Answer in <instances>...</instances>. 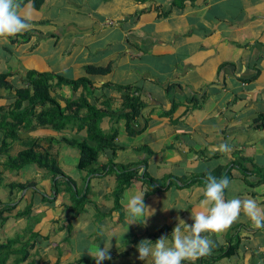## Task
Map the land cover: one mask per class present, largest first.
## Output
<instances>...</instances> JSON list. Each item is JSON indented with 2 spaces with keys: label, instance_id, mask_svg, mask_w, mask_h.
<instances>
[{
  "label": "crops",
  "instance_id": "obj_1",
  "mask_svg": "<svg viewBox=\"0 0 264 264\" xmlns=\"http://www.w3.org/2000/svg\"><path fill=\"white\" fill-rule=\"evenodd\" d=\"M16 3L29 27L0 37V74H6L14 88L24 86L28 71L74 80L90 77L95 89L89 101H109L110 113L102 121L106 127L101 123L104 131L124 112L122 96L129 89L145 105L135 121L141 132L130 136L126 129L118 130L126 150L118 151L116 161L134 163L128 160L140 158L134 165L139 174L143 167L147 173L149 169L163 184L135 181L116 210L115 175L88 177L79 171L72 177L79 151L62 144L60 132L50 127L22 130L10 155L16 156L33 139L56 138L50 152L76 188L63 183L56 196L45 170L28 165L13 172L6 155L0 154L3 169L20 178L4 185L0 174V211L18 205L0 219V245L9 246L0 249V264H95L87 248L94 249L100 241L101 247L103 241L107 246L109 235L111 259L101 264H150V259L139 258L136 245L143 238L170 234L178 216L191 224L192 211L202 210L209 172L218 178L230 175L226 199L254 198L264 208V0H44L38 9L33 0ZM90 65L109 66L110 71L91 76L86 70ZM83 93L82 88L56 89L62 105ZM14 94L0 89V106L12 104ZM68 129L76 130L73 136L67 133L71 137L86 136L75 127ZM1 141L2 133L0 148ZM221 143L229 145L227 151L217 150ZM44 144L41 150L49 147ZM109 154H100L95 169L109 161ZM29 166L35 174L25 177L21 171ZM169 176L175 178L166 179ZM32 180L48 199L41 194L36 200L34 195L31 214L15 218L31 203L32 192L11 195L9 186ZM64 180L61 176L60 182ZM130 188L147 191L144 200L152 214L146 224L130 223L124 233L125 193ZM86 190L88 202L76 214L74 195ZM237 237V252L213 258ZM209 238L211 252L186 264H264V227L256 226L243 210L227 229Z\"/></svg>",
  "mask_w": 264,
  "mask_h": 264
},
{
  "label": "trees",
  "instance_id": "obj_2",
  "mask_svg": "<svg viewBox=\"0 0 264 264\" xmlns=\"http://www.w3.org/2000/svg\"><path fill=\"white\" fill-rule=\"evenodd\" d=\"M28 1V0H26ZM44 0H33L34 8H40ZM88 75H106L110 71V67H101L90 65L86 68ZM6 74H0V89L11 92L15 91L13 96L14 102L7 107L0 106V133H2V145L0 154L6 155V166L13 172H18L28 165H35L43 169L47 174L52 176V192L54 195L60 193V187L64 183L71 190L76 188L75 181L68 177L59 167L55 156L50 152L51 145L54 141H59L56 138L45 140L33 139L25 144V149L20 151L16 156H11L15 141L19 140L22 130H29L35 127H50L56 132H64L68 128L76 127L78 133L85 131V137H61L60 142L68 147L75 148L79 151V160L77 169L86 171L89 176L98 174L115 175L116 185L114 189V208L121 209L120 198L124 191L137 180H144L150 184H156L161 187L162 184L152 178L147 171L139 174V169H128L123 167L118 168L116 163L117 152L124 150L125 146L118 141L119 131L112 130L109 135L102 129V120L110 113L109 101L98 103L90 102L89 97L94 93V82L90 77H82L80 79H67L53 73H39L36 71H28L26 74V83L22 87L14 88L11 82L6 80ZM56 81V82H55ZM69 87L75 91L82 88L84 93L79 98H68L65 105H62L61 100L56 95V89ZM124 86L118 89L122 90ZM127 89V88H126ZM123 113L118 118H125L126 131L130 136H135L141 131L136 129L135 121L141 115L142 109L145 107L140 98L131 91L123 92ZM193 101H197L195 98ZM49 144V147L41 150L42 143ZM106 151L110 152L109 161L100 169H95L98 164L99 156ZM237 163V162H236ZM240 164V163H239ZM241 165V164H240ZM64 177L66 181L60 182V177ZM230 177L229 174L225 175ZM224 177V175L222 176ZM2 180V179H1ZM0 180V181H1ZM261 182L264 183V174ZM38 183L36 181H28L27 183L10 184L11 195L18 190L31 191V203L24 211H19L16 217L29 216L33 211L34 195L38 191ZM89 187V186H88ZM157 189V187L155 186ZM87 190L85 194H75V201L72 207L74 213H79L84 209V205L88 202ZM43 200L48 199L46 192L42 193ZM47 198V199H46ZM55 200V199H54ZM18 205L14 207L7 206L0 211V219L4 221L3 214L8 211L16 210ZM101 216V215H100ZM7 245H12L10 242ZM240 245V240L237 237L236 241L224 250L218 253L215 260L230 257L237 252ZM9 246L0 245V249H5Z\"/></svg>",
  "mask_w": 264,
  "mask_h": 264
},
{
  "label": "clouds",
  "instance_id": "obj_3",
  "mask_svg": "<svg viewBox=\"0 0 264 264\" xmlns=\"http://www.w3.org/2000/svg\"><path fill=\"white\" fill-rule=\"evenodd\" d=\"M18 8L16 0H0V37L14 35L29 27L28 19L20 15ZM228 148L227 143L217 145V150L220 151H227ZM229 183L227 176L218 178L209 172L203 199L200 201L202 210L192 211L193 222L189 224L178 216L177 224L170 234L161 235L156 240L141 239L136 245L139 258L150 259V264H186L195 261L211 252L213 241L209 237L227 229L237 220L242 210L256 226L264 227V208L256 199L225 198V189ZM146 192L130 188L125 193L128 220L124 233L127 232L130 223L146 224L147 218L152 214L144 200ZM141 217L143 222H138V218ZM112 237V235L106 237L107 246L103 241L104 246L101 247L100 241L94 249L87 248L95 264L111 259L109 248Z\"/></svg>",
  "mask_w": 264,
  "mask_h": 264
},
{
  "label": "rangeland",
  "instance_id": "obj_4",
  "mask_svg": "<svg viewBox=\"0 0 264 264\" xmlns=\"http://www.w3.org/2000/svg\"><path fill=\"white\" fill-rule=\"evenodd\" d=\"M115 119V118H114ZM103 121V120H102ZM117 123V124H116ZM102 126L103 127H106V125H104L103 123H102ZM76 128V127H75ZM126 129V121H125V118H116V120L114 121V123L112 124V128L111 129H108V130H106L105 132H106V134H110V133H112V130H120V131H122V130H125ZM67 130V129H66ZM65 130V131H66ZM69 130V129H68ZM60 132V138L61 137H66V138H70L71 136H73V135H71V134H75V129H73L71 132L70 131H66V132ZM70 134V135H68V134ZM54 143H56V140L54 141ZM44 146H46V143L44 144ZM125 150H126V147H125ZM141 153L142 152H144L143 150H141L140 151ZM110 153V152H109ZM118 153L119 152H117V156H118ZM110 155V154H109ZM122 158H124V157H122ZM142 159H140V158H138V160H128V161H134V163H121V161L120 162H117L116 161V163H118V168H120V169H122L123 167H126V168H128V169H134L133 167H136L137 168V166H134V165H137L136 163L138 162V161H141ZM2 159H0V174H1V176H3V178H5V180H4V185L5 184H9L10 182L9 181H11L12 182V180H19L20 178H19V176H16V175H13L12 173H11V171H9L8 169H3V167L1 166L2 165ZM75 163L76 162H74L73 160H71V159H69V166L70 167H72V166H74L75 165ZM144 166H147L146 164H144ZM140 167H143V166H140ZM21 172H23V175L25 176V177H27V175H29V174H35L34 172H33V169H32V167H27V168H25L24 170H22ZM142 172H145V170H144V167H143V170H142ZM148 173H150L149 172V169H148ZM80 174V172H79V170L78 169H76V168H72L71 169V171H70V176H78ZM169 178H171V179H174L175 177H173V176H169L168 178H166V179H169ZM7 179V180H6ZM161 184H163V182H162V180H158ZM107 184H108V182H107ZM110 184H112V183H110ZM4 189H6V187L4 186ZM43 192H45V191H43L42 189H40L39 190V192H36V194H35V196H36V200H40V198L42 197V193ZM0 194L3 196V192L2 191H0Z\"/></svg>",
  "mask_w": 264,
  "mask_h": 264
}]
</instances>
